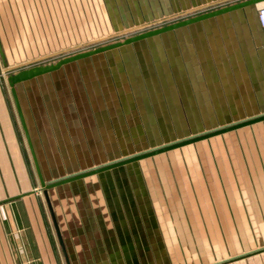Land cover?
I'll return each instance as SVG.
<instances>
[{
  "label": "crops",
  "instance_id": "crops-1",
  "mask_svg": "<svg viewBox=\"0 0 264 264\" xmlns=\"http://www.w3.org/2000/svg\"><path fill=\"white\" fill-rule=\"evenodd\" d=\"M14 2L0 0V41L5 53V58L0 54V264H67L45 197L40 196L39 178L29 166L13 96L6 89L8 77L35 66L30 62L38 55L32 50L21 55L16 48L20 39L15 35L25 32L10 23ZM258 9L250 5L226 12L108 50L113 51L108 57L91 58L108 51L97 53L17 83L44 178L51 162L74 158L90 166L104 162L106 155L114 156L105 149L110 147L103 142L105 129L133 132L137 142L128 141L131 146H159L194 131L225 127L233 119L264 115V26ZM238 129H245L242 153L227 158L229 179L226 174L224 186L214 182L208 191L259 196L255 218L250 215L242 226L249 227L248 233L243 229L240 233L254 245L253 250L227 255V243L236 236L227 232L226 239L217 240L224 244L215 252L213 264H264V120ZM238 129L197 142H222L218 137ZM237 135L226 139L233 142ZM123 143L111 142V148L116 146L119 152ZM249 163H255V186L249 182L253 176L247 172ZM61 187L62 192L72 189ZM203 205L208 209L210 204ZM217 205L224 211L243 209L239 201ZM53 207L71 264H136L131 257L135 234L92 233L88 218H83V204L75 205L79 220L74 223L62 221L59 209ZM251 224L255 235L250 234Z\"/></svg>",
  "mask_w": 264,
  "mask_h": 264
},
{
  "label": "rangeland",
  "instance_id": "rangeland-1",
  "mask_svg": "<svg viewBox=\"0 0 264 264\" xmlns=\"http://www.w3.org/2000/svg\"><path fill=\"white\" fill-rule=\"evenodd\" d=\"M14 1L11 6L13 18L10 19V23L23 27L25 32L15 35V38L21 40H16V48L21 55L26 54L28 50H32L34 54L38 52L30 65H45L55 63L65 56L111 42L123 41L146 30L240 0ZM263 4H257L258 15ZM112 52L108 51L91 58L108 57ZM6 89L11 95L8 81ZM123 117L124 121H127V116ZM237 121L241 120L233 119L225 126ZM19 123L21 124L20 121ZM253 128L255 127L249 129L253 131L250 132L252 139L256 136ZM242 131L245 129L221 135L218 138H221L222 142H211L210 139L207 142H195L98 173L94 177L63 184L61 188H72L64 192L60 191L59 186L51 188V200L59 209V218L62 221L74 223L75 219L79 220V211L76 210L78 207L75 205L83 204L88 208L86 211L84 208L83 218H88L91 226L88 229L92 233L135 234L133 245L135 249L132 252L134 256L131 257H134L136 264H213L214 256L217 254L215 252L224 244H220L218 238L230 231L237 237H234L232 243H227L229 245L227 255L235 256L253 250L254 244L247 243V237L242 239L240 233L241 229L243 233H248L249 227L242 226L247 225L245 219L249 221L250 215L255 218V204L259 196L247 192L245 195L234 193L228 195L227 192L223 193V189L216 195L209 192L214 182L219 187L224 186L226 174V178L229 179L227 166L230 163L227 162L229 161L227 158L242 153L240 150L244 144L241 142V139H244ZM199 133L206 132L194 131L185 137L164 141L159 146L146 144L131 146L127 144L128 141L137 142L133 132L127 129L118 131L105 129L103 142L110 143V147L105 146V149L112 150L114 156L106 155L104 162L90 166L82 163L80 155L78 162H75L74 158L73 161L68 160L69 162L64 163L51 162L45 180L53 182ZM235 134L238 135L233 142L226 139ZM129 137H132V140ZM111 142L125 143L121 144L117 152L116 146L111 148ZM245 143L247 145L249 142ZM23 144L29 166L37 177L25 134ZM72 148L75 149V146ZM249 165L251 171L247 172L253 175L249 182L255 186L258 181L255 180V163ZM247 183L244 185L248 186ZM39 188L40 196L44 198L41 186ZM230 201L241 202L243 209L239 211L218 209V203ZM204 203H209L212 209H209V206L208 209H203ZM225 222L229 223V225L226 223L228 227H225ZM72 229L78 230L76 227ZM252 233L255 235L253 226L250 234ZM224 238L226 239V236Z\"/></svg>",
  "mask_w": 264,
  "mask_h": 264
},
{
  "label": "water",
  "instance_id": "water-1",
  "mask_svg": "<svg viewBox=\"0 0 264 264\" xmlns=\"http://www.w3.org/2000/svg\"><path fill=\"white\" fill-rule=\"evenodd\" d=\"M260 3H264V0H240L238 2H234V3L228 4V5H224V6H221L219 8H216V9H213L210 11H206V12H203V13L191 16V17H187V18H184V19H181L178 21H174V22H171L169 24H166V25H163L160 27H156L153 29L146 30V31L141 32L139 34L129 36V37L125 38L123 41L111 42V43H108L105 45L98 46L94 49H88L85 51L77 52V53L72 54V55L65 56V57L59 59L55 63L45 64V65H35V66L30 67V68H25V69H22V70L14 73L8 77V83L10 85L11 94L13 96L15 106H16V109H17V112L19 115V119H20L22 128L24 130V134H25V137L27 140V144H28V147H29V150H30V153H31L34 165H35V169H36V172H37V175L39 178L41 190L44 194V197H45L49 212L51 214V218H52V221H53L59 242H60L61 247L63 249L64 255H65V260H66L67 264H71V261H70L69 255L67 253V249L65 246V242L63 240L61 229H60V226L58 224V220H57V217H56V214L54 211V207H53V204H52V201L50 198L49 189H51L53 187H57V186L62 185V184H65V183H69V182L81 179V178H85V177L93 175V174H97V173H100V172H103L106 170H110V169H113V168H116V167H119L122 165H126L129 163L135 162V161H139V160L144 159V158L155 156L157 154L167 152V151H170L172 149H176V148H179V147L191 144V143H195L197 141L207 139V138H210L212 136L225 133L227 131H231V130L238 129V128L246 126V125L256 123L258 121H262V120H264V115L257 116V117L247 119V120H243L241 122H237V123H234V124H231V125H228V126H225V127H222V128L210 131V132L198 134V135H195V136L190 137V138H186V139L181 140V141H177V142L167 144L165 146H161V147H158V148H155V149L143 152V153H139V154H136V155H133V156L121 159V160H117L115 162H111V163L99 166L97 168L89 169V170H86V171H83V172H80V173H77V174H74V175H71V176H68L65 178H61V179L53 181V182H47L43 176V172H42V169L40 166V162L38 160L37 153H36L34 144L32 142L30 131H29V128H28V125H27V122H26V119L24 116V112H23V109H22V106H21V103L19 100V96L17 93L16 84L19 82L31 79L33 77L54 71L56 69H59L64 64H67V63L72 62V61H76V60H79L82 58H86V57L95 55L97 53L105 52V51L120 47L122 45L130 44V43H133V42H136V41H139V40L151 37V36L159 35L161 33L171 31V30L177 29L179 27L187 26V25H190L192 23H196V22H199V21L211 18V17H215V16H218V15L226 13V12H230V11H233L236 9L244 8V7L250 6V5H257ZM0 54H1L2 58H5V53L3 51L1 41H0Z\"/></svg>",
  "mask_w": 264,
  "mask_h": 264
},
{
  "label": "built area",
  "instance_id": "built-area-1",
  "mask_svg": "<svg viewBox=\"0 0 264 264\" xmlns=\"http://www.w3.org/2000/svg\"><path fill=\"white\" fill-rule=\"evenodd\" d=\"M259 21L262 24V26H264V4L263 6L260 8L259 10Z\"/></svg>",
  "mask_w": 264,
  "mask_h": 264
}]
</instances>
